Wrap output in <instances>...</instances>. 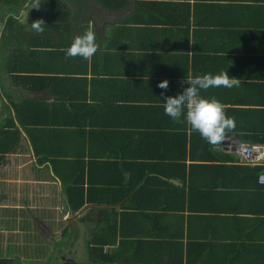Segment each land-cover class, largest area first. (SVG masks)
Instances as JSON below:
<instances>
[{
  "label": "crops",
  "instance_id": "crops-1",
  "mask_svg": "<svg viewBox=\"0 0 264 264\" xmlns=\"http://www.w3.org/2000/svg\"><path fill=\"white\" fill-rule=\"evenodd\" d=\"M67 2L74 31L70 41L80 35L81 27L86 25L87 29L95 31L100 47L87 62L81 60L83 63L80 62L78 66L79 74L64 71L65 74L58 73L57 76L64 75L67 78L66 86L76 88L79 93L86 88L87 98L93 104H105V107L95 109L104 110L105 120L126 124L121 126L120 134L126 135L128 131L130 136L137 137L136 143L130 141L123 145L126 153L149 149L150 145L138 140L140 136L148 135L145 134L147 131L142 133L146 121L154 128L155 134L164 133L162 136L169 135L173 129L179 130L176 126L182 122L164 114L159 100L162 99V90L157 87L159 81L167 79V94L174 96L187 87L186 83H182L185 78L206 73L219 74L225 70L229 77L241 81L239 87H210L203 90L202 95L215 97L232 114L236 112L232 111L234 109L245 108L248 116L263 121L262 124L256 122L259 131H250L249 135L262 134L264 139V0ZM60 63L59 66L66 65ZM76 65L74 62L71 66ZM82 77H85L83 81ZM4 79L0 80V84L9 85L7 93L11 97L41 95L39 90L13 86ZM1 103L0 100V107ZM143 106L146 110L151 108L152 112L141 109ZM12 115L15 117L14 113ZM12 115L0 108V124ZM17 125L20 127L19 123ZM109 129L114 131L112 126ZM191 132V129L187 131L188 134ZM229 134L232 136L228 138L231 142L216 148L226 153L219 155L222 160L228 159L226 156L229 154L236 156L238 144L264 145V141L238 139L237 134H243L240 130H232ZM160 146L153 144L151 150L157 152ZM222 160L200 161L202 165L192 170V192V184L187 182L186 185L189 192L187 200L193 201L197 208L202 206L201 216L210 217L213 224L184 230L160 228L149 223L131 224L126 231L137 234L130 238L134 245L137 244L138 251L135 252L134 247L129 249V255L134 249V257L127 256L128 260L124 262L119 260L121 264H163L162 254L167 257L173 255L171 258L175 264H205L210 258L213 259L208 254L212 253L211 250L217 255L215 260L223 264H264V185L250 172L221 166ZM225 162L228 165L238 164L233 160ZM187 163L191 164L192 160L188 159ZM122 172L124 182L136 179L128 172ZM88 177L89 183H93L97 175L89 171ZM168 179L184 185L179 178ZM64 198L61 180L54 178L49 167L37 161L33 150H28L25 143L0 157V244L3 242L2 246H5V233H11L12 244L21 246L30 244L29 240H40V243L43 240L45 245L44 237L39 234L47 238L51 234L53 244L60 235L55 232L61 233L69 225L72 227L70 218H73V225L75 223L74 227L77 228L74 241L77 248L71 252V259L77 264L75 258L79 257L81 244L88 254L86 244L94 224L77 221L87 213L88 206L74 212ZM47 210L51 211L52 216L46 214ZM183 231L184 236L180 240L171 235ZM161 234L167 236L161 237ZM157 242L162 243V248H154L150 253L147 247ZM182 244L183 256L176 249ZM107 249L104 248L105 251ZM161 251L165 254H160ZM0 258L14 259L13 256L4 255V252ZM152 259L153 263L149 261ZM60 260L56 259L54 264H61L63 258Z\"/></svg>",
  "mask_w": 264,
  "mask_h": 264
},
{
  "label": "trees",
  "instance_id": "trees-1",
  "mask_svg": "<svg viewBox=\"0 0 264 264\" xmlns=\"http://www.w3.org/2000/svg\"><path fill=\"white\" fill-rule=\"evenodd\" d=\"M0 2L4 6L14 7L19 5L20 0ZM36 2L37 0L28 2L26 24H20L19 18L12 15H5L2 19L0 80L6 77L4 80L13 86L22 85L28 90H39L41 95L11 97L7 93L9 85L0 84V108L3 112L15 115L0 124V157L15 151L19 144L25 143L28 150H33L37 161L49 167L54 178L61 180L71 210L76 212L88 206L87 213L77 218V221H92L94 224L86 244L90 264H121L128 260L127 256L134 257L132 254L134 249L135 252L138 251V246L134 245L130 237L137 234L126 231L131 224L149 223L150 226L153 224L160 228L182 230L213 224L210 217L201 216L202 206L197 208L193 201L187 200L189 192L186 185L187 182L192 184V192V170L197 165H202L200 161H219L222 160L219 155L226 153L209 145L197 132L191 130L188 134L187 131L191 128L184 123L176 126L179 130L173 129L169 135L162 136L164 133L155 134L156 131L147 125V121L142 133L147 131L145 134L148 135L143 138L140 136L138 140L141 139L146 142L145 145H150L149 149L143 152L135 149L138 152L126 153L123 145L129 144L130 141L137 142V137L130 136L128 131H123L126 135L120 134L121 126L126 124L108 122L107 118L105 120L104 110H95L99 106L105 107V104H93L87 98L86 88L79 93L76 88L66 86L67 78L64 75L57 76L58 73L65 74L64 71L79 74L80 62H87L80 57L70 58L65 55L74 34L68 2L39 0L38 6L32 7ZM37 20L45 23L42 25L43 31L38 32L32 28V23ZM86 29V25L82 26L80 34ZM59 62L66 65L59 66ZM74 62L78 65L72 67ZM81 79L83 81L85 77ZM40 80L44 82L40 83ZM84 83L82 85L86 87ZM143 107L140 108L152 112L151 108L146 110V107ZM232 111L236 112L232 114L231 111L225 110L229 113L227 115L235 118L234 130L243 131V134H237L238 139L264 141L262 134L249 135L250 131H259L256 122L262 124L263 121H256V118L248 116V111L243 107ZM97 116L98 120L93 119ZM110 126L114 131H110ZM22 131L26 135H23ZM262 132L264 135V131ZM228 138H232L229 133ZM228 140L231 142V139ZM153 144L161 145L160 150H151ZM224 144L228 143L223 142ZM239 145L235 150L236 156L229 154L226 156L228 159L222 160L221 166L250 172L264 185L259 179L260 173L264 171V164L252 166L241 162L237 153ZM188 159L192 160L189 165ZM226 160H233L238 164L228 165ZM89 171L97 175L93 183H89ZM122 171L128 172L132 178L135 176L136 179L124 182ZM173 177L181 179L184 185H178L168 179ZM188 177L191 181H188ZM117 205L120 207L117 208ZM136 219L139 221L135 222ZM76 231V227L69 225L61 231L57 242L51 244L50 239L51 243L46 241V244H50L45 247L46 244L41 241V245L48 251L47 264H54V261L60 260L61 257L63 261L72 258L71 252L73 248H77V243H74ZM171 235L180 240L184 231ZM164 236L167 234H161V237ZM161 244L157 242L147 248L151 253L154 248L161 249ZM50 245L52 248L49 251ZM105 247H108L106 251ZM132 247L134 249L129 255L128 250ZM53 249L56 251L49 256ZM176 249L183 256V244L176 246ZM211 252L208 254L213 259L210 258L205 264H223L215 260V251ZM161 253L165 254L164 251ZM172 256L162 254L160 257H163V264H175ZM149 261L153 263L154 260ZM0 264H15V261L0 258Z\"/></svg>",
  "mask_w": 264,
  "mask_h": 264
},
{
  "label": "clouds",
  "instance_id": "clouds-1",
  "mask_svg": "<svg viewBox=\"0 0 264 264\" xmlns=\"http://www.w3.org/2000/svg\"><path fill=\"white\" fill-rule=\"evenodd\" d=\"M39 0L32 6H38ZM42 20L32 23V28L36 31H43ZM100 47L96 33L88 28L82 34L73 38L65 51L68 57H80L89 60L95 55ZM182 83H186L181 92L168 95L167 89L169 81L161 80L157 87L162 91L159 99L162 103L164 114L172 120H180L197 132L200 137L209 145L220 148L226 141L227 134L235 129L236 121L232 116H227L224 105L215 97H205L203 90L210 87L225 88L239 87L241 81L235 77H229L226 70L219 74L196 75L192 78H185Z\"/></svg>",
  "mask_w": 264,
  "mask_h": 264
},
{
  "label": "rangeland",
  "instance_id": "rangeland-1",
  "mask_svg": "<svg viewBox=\"0 0 264 264\" xmlns=\"http://www.w3.org/2000/svg\"><path fill=\"white\" fill-rule=\"evenodd\" d=\"M64 1L66 2L67 0H64ZM28 2L29 0H20L19 5L14 6V7L4 6L0 2V30L2 27V19L5 15L16 16L17 18H19L18 20L20 24H24V23L26 24V21L28 20V14H27V8H26L28 5ZM64 201H66V199ZM62 210H64V204H63ZM49 212L51 213L50 210H47L46 214L49 216H52ZM88 223L93 224L92 221H89ZM55 233L58 235L61 234L57 232ZM5 234L7 235L6 237H3V238H5L6 242H5V246H2L3 242L0 244V255L2 254V252H4V255L6 256H13L15 264H47L48 263V259H47L48 251L41 245L40 241L29 240L28 243L30 242V244L28 245L24 244L21 246L20 244H12L10 242L11 233H5ZM40 235L42 236V234ZM43 237L45 241H50L51 243V240H50L51 234L49 235L48 238L45 237L44 235ZM25 241L27 243V239H25ZM83 242H84V237H83ZM73 249L75 250L76 248H73ZM83 250H84L83 245L81 244L79 257L75 258V261L77 262V264H90L89 263L90 261L88 260V254H86L85 250L84 251ZM49 251H50V248H49ZM55 251L56 250L53 249L51 253L48 255L50 256ZM60 261L61 260H59V262ZM59 262H56V264H59Z\"/></svg>",
  "mask_w": 264,
  "mask_h": 264
},
{
  "label": "built area",
  "instance_id": "built-area-1",
  "mask_svg": "<svg viewBox=\"0 0 264 264\" xmlns=\"http://www.w3.org/2000/svg\"><path fill=\"white\" fill-rule=\"evenodd\" d=\"M238 157L241 162L252 166L264 164V145L260 143H241L237 148ZM259 179L264 183V171L260 173Z\"/></svg>",
  "mask_w": 264,
  "mask_h": 264
},
{
  "label": "flooded vegetation",
  "instance_id": "flooded-vegetation-1",
  "mask_svg": "<svg viewBox=\"0 0 264 264\" xmlns=\"http://www.w3.org/2000/svg\"><path fill=\"white\" fill-rule=\"evenodd\" d=\"M70 259L71 258H66L65 261H63L62 263L63 264H72Z\"/></svg>",
  "mask_w": 264,
  "mask_h": 264
},
{
  "label": "water",
  "instance_id": "water-1",
  "mask_svg": "<svg viewBox=\"0 0 264 264\" xmlns=\"http://www.w3.org/2000/svg\"><path fill=\"white\" fill-rule=\"evenodd\" d=\"M224 143H230V141L228 140V139H226V141H224ZM70 222H71V224H72V227H74V225H73V218H70ZM72 262H73V260H72Z\"/></svg>",
  "mask_w": 264,
  "mask_h": 264
}]
</instances>
